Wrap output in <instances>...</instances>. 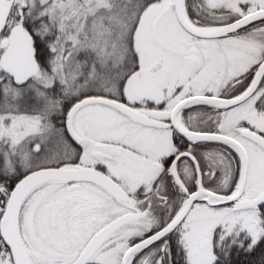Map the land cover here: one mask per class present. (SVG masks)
Here are the masks:
<instances>
[{"label": "snow or ice", "instance_id": "6c2138e0", "mask_svg": "<svg viewBox=\"0 0 264 264\" xmlns=\"http://www.w3.org/2000/svg\"><path fill=\"white\" fill-rule=\"evenodd\" d=\"M0 264H264V0H0Z\"/></svg>", "mask_w": 264, "mask_h": 264}]
</instances>
